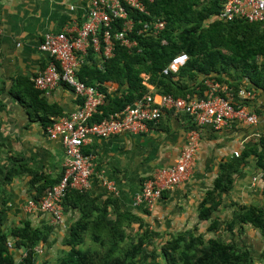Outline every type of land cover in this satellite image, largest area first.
Instances as JSON below:
<instances>
[{"label": "crops", "instance_id": "crops-1", "mask_svg": "<svg viewBox=\"0 0 264 264\" xmlns=\"http://www.w3.org/2000/svg\"><path fill=\"white\" fill-rule=\"evenodd\" d=\"M88 3L89 0H0L1 232L27 221L32 227L50 226L48 237H65L68 226L78 217L75 208L65 206L64 227L61 228L53 225L48 215L41 211L27 212L24 203L38 194L37 186L45 179L52 181L61 173L63 147L58 138L46 137L44 126L51 118L74 110L78 102L71 89L58 85L48 92H39L46 106L33 110L30 90L35 88L31 77L43 69L49 59L38 49V44L44 33L59 31L72 22L79 23ZM212 16L203 24L211 22ZM241 82L247 84V80ZM104 85L112 87L108 94L115 92L116 84ZM236 99L235 103L239 102L238 97ZM246 105L258 112L264 109V91L256 89L255 96L247 100ZM190 126L184 115L165 112L142 134L122 132L105 138L90 137L82 146L84 151L94 154L86 192L96 198L98 204L106 198L113 199L116 211H147L141 205L132 206L133 196L139 191L141 181L154 169L174 162ZM261 128V122L250 125L235 119L228 120L217 130L203 128L201 146L188 176L178 186L161 193L152 208L154 219L166 218L173 225L175 221L184 223L195 198L211 185L219 162L233 157V150L240 153L250 146L258 149L256 135ZM255 161L256 157L249 155L232 176L231 195L243 203L253 201L261 192L264 194V180H252L260 169ZM7 174L10 178L4 179ZM33 175L42 177L30 184ZM102 179L112 183L114 191L109 192L101 183ZM113 205H107L112 215ZM251 205L255 206L253 202ZM45 244L37 247L41 249ZM18 250L10 251L14 260Z\"/></svg>", "mask_w": 264, "mask_h": 264}, {"label": "trees", "instance_id": "trees-1", "mask_svg": "<svg viewBox=\"0 0 264 264\" xmlns=\"http://www.w3.org/2000/svg\"><path fill=\"white\" fill-rule=\"evenodd\" d=\"M224 1L152 0L144 1L146 14L128 11L129 17L133 19V29L128 36L135 39L136 46L127 49L116 43L113 55L102 63L101 69L82 64L77 72L81 81L101 90H104L105 83L116 84L115 92L106 95L105 102L98 107V113L93 114L90 120H100L135 102L149 91L148 86L158 93L188 99L194 94L202 96V79L213 77L227 85V92L232 100L235 99L234 103L237 90L243 86L264 91V22H247L237 18L203 24L206 18L219 12ZM153 18L164 20L161 31L155 35L136 33L144 22ZM179 52L187 55L183 65L175 72L161 74V69L170 58ZM141 73L147 78L143 79ZM242 79L247 80L246 85L242 84ZM39 92L30 90V104L34 111L46 106L38 96ZM258 145V149L250 146L237 157L219 162L212 185L205 190L199 203V219H206L212 214L213 208L219 203L217 196L231 187L232 175L249 155L256 157L259 168H264V136L259 138ZM60 174L52 181L45 179L37 186L38 194L32 197L37 199L41 196L45 188L58 180ZM41 177L33 175L30 184ZM9 178L10 174L4 177ZM114 203L113 199L106 198L98 204L96 198L90 197L86 191L69 189L65 193L63 208H75L78 217L67 228L64 238L67 250L54 264H134L136 257L147 256L143 245L146 230L137 235L135 240H130L124 249L119 248V243L125 238L122 230L124 223H141V220L129 211H116ZM108 204L114 207L113 215V211L107 208ZM237 220L240 224L248 223L264 232V210L258 206L243 208ZM217 223L216 218H213L209 227L215 228ZM50 229V226L32 227L24 221L7 232L0 231V264H33L37 254L34 247L47 241ZM84 233L97 244L96 248L79 247L84 241ZM7 237L12 239L14 248L25 251V255L17 262L6 247ZM201 239V234L194 236L188 231L173 236L162 249L167 264H176L177 261L181 264H256L250 250L240 246L234 238L225 242L208 238L200 245V254L196 255L195 245Z\"/></svg>", "mask_w": 264, "mask_h": 264}, {"label": "built area", "instance_id": "built-area-1", "mask_svg": "<svg viewBox=\"0 0 264 264\" xmlns=\"http://www.w3.org/2000/svg\"><path fill=\"white\" fill-rule=\"evenodd\" d=\"M144 1L152 0H89L79 23L72 22L59 31L44 33L38 44V49L45 52L49 59L44 68L31 77L32 86L42 93L63 85L71 89L78 101L74 110L51 118L44 126L46 137L58 138L63 147L64 157L58 180L45 188L37 199L29 197L24 203L27 212L41 211L48 215L53 225L64 227L62 199L65 193L69 189L87 191L90 186L94 154L82 151V146L90 137L105 138L122 132L142 134L165 112L187 116L193 127L185 131L174 162L154 169L141 181L139 191L133 196L132 206L141 205L151 211L163 191L185 181L200 149L203 128L217 130L230 119L250 125L261 122V131L256 136L258 139L264 136V109L254 111L242 103L251 100L255 90L246 86L239 88L236 92L239 102L234 103L227 92V85L213 77L202 79V96L193 95L188 99L174 97L155 92L152 86H148L149 91L135 102L105 118L90 120L93 114L98 113V107L105 102L112 87L103 85L104 90H101L85 84L78 78L77 72L82 64L101 69L102 63L113 55L116 43L127 49L136 46L135 39L128 36L133 29V19L128 11L146 14ZM237 18L247 22H264V0H225L210 21L226 22ZM164 24L163 19L153 18L144 22L136 33L155 35ZM186 60V53H176L161 69V74L175 72ZM140 76L147 78L143 73ZM239 154L238 150L231 153L233 157ZM257 179L264 180V168L258 169L252 177V180ZM101 183L109 192L114 191L109 181L102 179ZM5 244L8 251H13L12 240L7 239ZM37 246L34 250L39 253L41 249ZM18 252L15 262L25 255L23 249Z\"/></svg>", "mask_w": 264, "mask_h": 264}, {"label": "rangeland", "instance_id": "rangeland-1", "mask_svg": "<svg viewBox=\"0 0 264 264\" xmlns=\"http://www.w3.org/2000/svg\"><path fill=\"white\" fill-rule=\"evenodd\" d=\"M211 185L208 188H210ZM205 190L201 196L195 198L197 200H194L195 203L190 209V216H188L189 218L182 224L178 222L176 223V221L174 222V225L170 224L166 218L154 219L156 216L153 213V210L151 212L144 211L142 213L130 212L139 217L141 223L138 221L124 223L122 230L125 238L119 243V248L121 250L124 249L130 240H135L137 235H140L143 230H146L147 233L144 237L143 245L147 256L143 258L136 257L134 259V264H150V261L155 264H167L162 255V249L166 247L167 242L170 241L173 236L188 231L194 236L197 234L202 235L201 242L195 245L196 255L200 254V245L208 238H214L224 242L230 241L234 238L240 246H245L250 250L254 263L264 264V232L248 223L240 224L237 220L238 215L243 208L251 205L252 202L255 206L258 205L259 208L264 210L263 192H261L257 198H254L253 201L249 200L243 203L231 195L230 187L227 191L220 193L217 196L219 198V203L213 208L212 214L206 219H199V203L204 196ZM141 215H144V217H141ZM213 218H216L218 221L215 228L209 227V223ZM229 224L231 225L230 227ZM64 238L65 237L62 236H49L45 242L46 244L42 245L41 252L34 256L33 264H54L67 250V246L64 245ZM83 240V243L79 247L85 248L89 246L91 248H96L97 244L89 239L87 233L83 234ZM176 264L181 263L180 261H177Z\"/></svg>", "mask_w": 264, "mask_h": 264}]
</instances>
